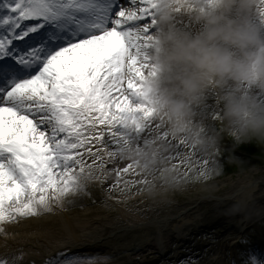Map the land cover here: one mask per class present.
I'll use <instances>...</instances> for the list:
<instances>
[{"label": "snow or ice", "instance_id": "obj_1", "mask_svg": "<svg viewBox=\"0 0 264 264\" xmlns=\"http://www.w3.org/2000/svg\"><path fill=\"white\" fill-rule=\"evenodd\" d=\"M155 2L0 0V235H7L8 224L71 204L90 182L112 172L113 188L131 171L143 178L125 187L138 183L151 190L156 172L175 184L178 178L169 173L191 166L197 149L184 158L189 147L168 136L145 99ZM29 20L37 23L18 33ZM157 135L175 146L167 159L179 164L149 173L130 162L109 171L125 145L139 147ZM201 178H209L207 171L193 177ZM62 256L45 264H84ZM247 256L245 264H264L258 249ZM21 260L11 252L0 256V264Z\"/></svg>", "mask_w": 264, "mask_h": 264}, {"label": "clouds", "instance_id": "obj_2", "mask_svg": "<svg viewBox=\"0 0 264 264\" xmlns=\"http://www.w3.org/2000/svg\"><path fill=\"white\" fill-rule=\"evenodd\" d=\"M180 12L202 29L178 28ZM262 13L264 0H156L144 92L168 136L205 153L218 150L225 134L234 146L264 145V23L256 22H264ZM210 89L223 105L211 113L218 129L196 119ZM174 147L157 135L125 145L121 159L151 173L168 168Z\"/></svg>", "mask_w": 264, "mask_h": 264}, {"label": "rangeland", "instance_id": "obj_3", "mask_svg": "<svg viewBox=\"0 0 264 264\" xmlns=\"http://www.w3.org/2000/svg\"><path fill=\"white\" fill-rule=\"evenodd\" d=\"M175 23L178 28L197 32L193 22L186 23L176 20ZM199 25L201 30L203 25L202 23ZM203 107L211 110L210 114L213 110L219 112L222 109L223 105L218 104L215 90L210 89L206 93V102ZM196 119H203L208 127L214 121L216 122L206 113ZM222 140L219 150L225 148L226 139L223 137ZM168 155H174V153L171 151ZM214 155L216 158L217 155L215 153ZM198 160L202 162H195L194 159L191 161H194L195 165L200 164L201 170L205 169L203 160L201 158ZM88 162L91 163V160L89 159ZM130 162L117 160L109 163L107 168L112 172L113 169L127 167ZM169 164L173 165L170 162ZM176 164H179V161ZM170 165H167L168 168ZM185 165L186 170L183 169L184 166H179L173 175L169 173L170 178L173 176L178 178V183L175 184L165 183L159 178V172H156L157 179L151 190L138 183L125 187V181H138L143 178L134 175L131 171L124 174L121 183L113 188L117 177L115 172H112L108 179H104L103 182L94 181L95 184L89 185L85 194L79 195L80 199L85 201L81 206L80 203L74 202L65 204L64 213L69 216L70 223L77 234L87 238L96 233L111 234L110 231L114 228L125 225L127 222L123 220L121 208L127 210V213L139 212L145 220L156 217L160 219L175 217L165 228V233H168L170 228L174 230L173 225L179 220L176 218L178 213L186 212V216L200 214L198 222L195 221L191 227L190 225L186 227L185 241L179 244L172 242L170 240L172 235L162 240L171 242L169 252L165 253L163 258L159 255L154 256L153 251L143 252L135 257L136 261L140 260L145 264H209L212 258L219 260V264H245L248 259V250L255 248L264 252V228L258 225L259 222L255 223L264 217V185H262V191L254 196L244 208L235 200L230 203L221 199L227 193L238 190L244 183L257 180L264 182V164H255L240 173L229 174L223 178H212L213 174L208 173V179H193L195 175L185 178L182 174L191 171L188 163ZM147 178L151 181L153 176L150 174ZM59 211L60 208L53 210V218L59 219ZM52 221L48 224L50 225ZM240 225L243 226L242 231H240ZM175 232V230L171 231L174 236H176ZM83 260L84 264H90L89 259L83 258ZM95 263L109 264L110 260L106 257H99Z\"/></svg>", "mask_w": 264, "mask_h": 264}, {"label": "bare ground", "instance_id": "obj_4", "mask_svg": "<svg viewBox=\"0 0 264 264\" xmlns=\"http://www.w3.org/2000/svg\"><path fill=\"white\" fill-rule=\"evenodd\" d=\"M199 24L195 22L197 32L200 30ZM91 184L93 181L89 183ZM262 185L264 182L259 180L244 183L238 190L227 193L221 199L230 203L235 200L244 208L262 191ZM72 202L81 205L85 201L78 195L72 198ZM65 208V205L60 208L59 219L53 218L54 215L50 213L8 224L7 235H0V256L9 252L15 253L17 256H22L21 264H45V261L56 257L58 253H63L61 259L69 256L87 258L90 264H96L95 261L99 260V257L108 258L109 264H145L140 260L136 261L135 257L143 252L153 251L154 256L159 255L163 258L164 254L169 252L171 242L162 240L172 235L170 239L172 242L179 244L185 241L186 227L189 225L191 227L200 217L198 213L194 216H186V212L178 213L176 218L179 220L173 225V229L177 232L176 236H173L171 231L174 230L170 228L168 233H165V228L175 217L145 220L139 212L127 213V210L121 208L123 220L127 222L125 225L114 228L110 231L111 234L96 233L87 238L77 234L69 216L64 213ZM50 221L52 222L49 225ZM242 227L240 225V231ZM209 264H219V260L212 258Z\"/></svg>", "mask_w": 264, "mask_h": 264}, {"label": "trees", "instance_id": "obj_5", "mask_svg": "<svg viewBox=\"0 0 264 264\" xmlns=\"http://www.w3.org/2000/svg\"><path fill=\"white\" fill-rule=\"evenodd\" d=\"M237 149L238 150L240 149V151L244 153L237 152L230 147L224 153L218 152L219 157H218V161L217 160L215 161L216 162L215 165L209 166L206 169H202V170L207 171V173H212L213 174L212 178L214 177L219 178L228 175L230 172H237L240 171V169L249 168L253 164H260L264 162V145H258L255 142H249L238 145ZM258 157L260 158L259 160ZM185 164L180 165V166H184L183 167L184 170H186ZM200 166H201L200 164L195 165L191 163L190 173H188V171H186L185 173H188V176L189 175L196 176L200 171H202L200 169ZM175 172L176 171L171 172L172 175Z\"/></svg>", "mask_w": 264, "mask_h": 264}]
</instances>
